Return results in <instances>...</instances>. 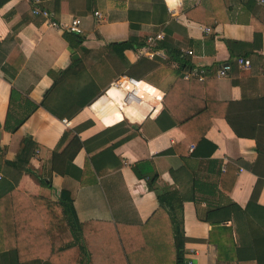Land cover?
I'll return each instance as SVG.
<instances>
[{"label": "crops", "instance_id": "obj_1", "mask_svg": "<svg viewBox=\"0 0 264 264\" xmlns=\"http://www.w3.org/2000/svg\"><path fill=\"white\" fill-rule=\"evenodd\" d=\"M32 6L60 21L78 17L80 40L47 27ZM158 31L162 48L153 58L139 56V47L120 58L108 46ZM138 62L143 75L166 73L156 86L134 77L156 94L140 85L142 100L122 104L110 84ZM182 63L200 66L203 79L177 82L164 110ZM225 63L230 69L217 76ZM24 137L36 151L30 170L19 173L5 161ZM0 175L27 200L68 193L84 264H121L118 235L133 264H175V237L180 264H264V7L253 0H0ZM1 228L0 260L8 261L0 264H48L36 248L32 257L23 249L16 256Z\"/></svg>", "mask_w": 264, "mask_h": 264}, {"label": "trees", "instance_id": "obj_2", "mask_svg": "<svg viewBox=\"0 0 264 264\" xmlns=\"http://www.w3.org/2000/svg\"><path fill=\"white\" fill-rule=\"evenodd\" d=\"M75 41L80 40L79 36L75 33L69 32ZM143 45V41L136 40L133 42L131 38L125 41L109 43L108 46L116 53V55L122 58V51L129 48L140 47ZM156 47L162 48L161 44H156ZM168 53H171L168 52ZM166 53V54H168ZM180 53L174 54L178 59ZM142 62V61H141ZM165 62V61H164ZM139 66H143L140 62L137 63V71L133 72L131 66L125 71V76L132 77L135 79H142L145 82L156 86L158 81L165 75L166 69L163 67H158L154 71L143 75L147 68L143 69ZM190 67L185 63L178 64L177 69H180L176 81L165 93L163 100V109H167L165 101L167 100V94L172 91V88L177 82L184 80L182 77L183 72ZM135 71V70H134ZM67 72V69L57 73L58 78L53 80V84L57 82V79L63 77ZM141 74L143 76H141ZM88 92V87H84V94ZM95 92V91H94ZM94 92L92 94H94ZM99 92H95L98 94ZM88 102V101H86ZM83 104V103H81ZM35 106H33L34 108ZM25 117H23L20 121ZM176 118V117H174ZM191 116L184 117L178 120L179 125L183 124L185 121L191 120ZM172 124L174 122L171 121ZM84 147V142H83ZM36 151V144L30 139V137H24L21 140V146L17 152L14 160L5 161V164L9 167L15 168L19 173L21 171H29V160ZM74 152V151H73ZM15 187L7 180L0 179V233L2 228H5L8 236L10 235L14 241L11 243L12 248L17 251L23 249L26 252L29 251L28 256L32 257V250L36 248L39 250L38 255L40 258L44 259L46 263L51 264H84V250L81 247L80 242L77 243L78 238L75 237L76 233L80 230V224L76 220L75 212L71 205V199L68 193L64 190H59L56 201H50L46 198L39 196H31L30 200L24 199L25 196L19 194L20 192L14 191ZM157 198L160 201V196L157 194ZM38 205L39 210L37 211H27L25 209L26 205ZM159 210V209H158ZM35 222H33V219ZM29 220V222H27ZM2 223V224H1ZM7 226H4V225ZM22 237V238H21ZM42 239V240H41ZM117 239V244H119L120 260L121 264H133L131 258L128 255L127 245L120 235L115 237ZM39 241L38 243L36 241ZM41 240V242H40ZM174 245L176 247V257L174 260L175 264L181 263V245L179 243L178 237L174 238ZM37 246V247H36ZM1 249V248H0ZM79 249V250H78ZM1 252V250H0ZM2 254V253H1ZM21 258L16 257L15 262L20 261ZM1 262H7V259L2 257Z\"/></svg>", "mask_w": 264, "mask_h": 264}, {"label": "built area", "instance_id": "obj_3", "mask_svg": "<svg viewBox=\"0 0 264 264\" xmlns=\"http://www.w3.org/2000/svg\"><path fill=\"white\" fill-rule=\"evenodd\" d=\"M256 4L264 7V0H253ZM31 14L33 16H38L43 20V23L52 29H55L57 31H64V32H71L75 34H79L81 32L80 29V19L78 17H71L68 21H60L55 19L52 14H50L47 10L43 8H39L37 6H32L31 7ZM93 15L99 19L101 17L100 13L97 11L93 12ZM205 32H209V28L205 27L203 28ZM162 40V33L160 31L148 35L143 39V45L139 47L137 53L139 56L145 57V58H153L156 55L159 54V50L156 47V44L158 41ZM185 55H192L191 50H184L183 51ZM236 65L240 67H248L249 65V60L247 58H240L237 57L233 61ZM230 69V63H225L222 64L220 67H218L216 71L217 76H224ZM203 69H201L200 66H193L190 67L189 69L185 70L182 74V77L184 79H189V78H195L198 80L203 79ZM124 83L127 84L128 87L124 86ZM139 81L131 78V77H126L122 76L118 78L117 80L111 82L110 87H113L117 89L120 93L122 98V104L125 102L128 103L130 101H139L140 99L138 98V92L136 91V86L138 85ZM63 122H66L64 119L62 120ZM1 179V175H0ZM183 264H193L191 260L185 261Z\"/></svg>", "mask_w": 264, "mask_h": 264}, {"label": "bare ground", "instance_id": "obj_4", "mask_svg": "<svg viewBox=\"0 0 264 264\" xmlns=\"http://www.w3.org/2000/svg\"><path fill=\"white\" fill-rule=\"evenodd\" d=\"M124 85L127 86L126 83H124ZM140 85H141L142 87H144L145 89H147V91L150 92V90H151V92L154 93V92H153V89H152L151 87H149V86H147V85L142 84V83L139 82L138 85L136 86V91L138 92V96H139L138 98H139V99L142 100V97L139 95V92H140ZM127 87H128V86H127ZM142 90H143V89H142ZM142 92H143V91H142ZM146 93H147V92H146ZM141 94H142V93H141ZM155 94H156V93H155ZM146 95H147V94H146ZM149 96H150V95H149ZM149 96H147V97H149ZM145 97H146V96H145ZM149 98H150V97H149Z\"/></svg>", "mask_w": 264, "mask_h": 264}, {"label": "rangeland", "instance_id": "obj_5", "mask_svg": "<svg viewBox=\"0 0 264 264\" xmlns=\"http://www.w3.org/2000/svg\"><path fill=\"white\" fill-rule=\"evenodd\" d=\"M150 92H151V90H150ZM153 92H154V93H156V91H155V90H153Z\"/></svg>", "mask_w": 264, "mask_h": 264}]
</instances>
